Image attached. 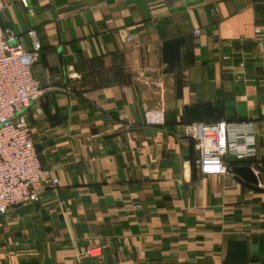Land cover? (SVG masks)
I'll return each instance as SVG.
<instances>
[{
	"label": "crops",
	"instance_id": "0c3cea01",
	"mask_svg": "<svg viewBox=\"0 0 264 264\" xmlns=\"http://www.w3.org/2000/svg\"><path fill=\"white\" fill-rule=\"evenodd\" d=\"M0 6L27 48V30L40 36L41 96L26 115L59 178L0 214V264H264V193L231 172L203 176L187 132L251 121L257 154L230 168L259 171L264 186V0ZM181 36L171 70L163 44ZM150 109L163 124L145 123Z\"/></svg>",
	"mask_w": 264,
	"mask_h": 264
},
{
	"label": "built area",
	"instance_id": "2783aa9c",
	"mask_svg": "<svg viewBox=\"0 0 264 264\" xmlns=\"http://www.w3.org/2000/svg\"><path fill=\"white\" fill-rule=\"evenodd\" d=\"M2 8L0 6V12ZM258 31V30H257ZM195 33H199L196 30ZM30 48L23 36L0 19V214L10 208L38 202L47 188H56L59 178L45 168L36 149L26 110L39 100L41 88L34 73L42 53L40 36L29 29ZM127 40L132 41L131 36ZM142 45L140 39L135 40ZM147 125L164 123L162 111L145 113ZM195 141L197 164L203 176L228 174L233 161L254 158L257 154L253 123L241 121H194L187 126ZM263 165L258 164L261 168ZM258 175L259 171H255ZM91 254V250L85 251Z\"/></svg>",
	"mask_w": 264,
	"mask_h": 264
},
{
	"label": "water",
	"instance_id": "95a60500",
	"mask_svg": "<svg viewBox=\"0 0 264 264\" xmlns=\"http://www.w3.org/2000/svg\"><path fill=\"white\" fill-rule=\"evenodd\" d=\"M185 44L183 36L166 40L163 44V57L164 62L168 65L169 69L173 70L181 65V47ZM36 149L40 154V159L44 167H46L45 156L42 152V145L36 144ZM230 172L242 184L264 193V188L260 186L258 176L254 170L249 166H235L230 168Z\"/></svg>",
	"mask_w": 264,
	"mask_h": 264
},
{
	"label": "rangeland",
	"instance_id": "374dc122",
	"mask_svg": "<svg viewBox=\"0 0 264 264\" xmlns=\"http://www.w3.org/2000/svg\"><path fill=\"white\" fill-rule=\"evenodd\" d=\"M264 187V186H263Z\"/></svg>",
	"mask_w": 264,
	"mask_h": 264
}]
</instances>
